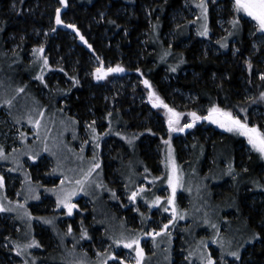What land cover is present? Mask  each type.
I'll return each mask as SVG.
<instances>
[{"label":"rangeland","instance_id":"rangeland-1","mask_svg":"<svg viewBox=\"0 0 264 264\" xmlns=\"http://www.w3.org/2000/svg\"><path fill=\"white\" fill-rule=\"evenodd\" d=\"M228 1L232 3L234 14L230 19L221 18L217 14L220 16L217 31L223 35L212 37L211 4L217 3L216 13H220L223 4ZM125 2L128 6H122L120 12L133 17L134 8L130 6L132 1ZM205 2L206 14L199 7L201 0H185L184 11L172 15L174 30L164 36L166 45L160 38L162 27L157 22L152 26V32L148 33L151 39L154 38L155 42L152 40L151 45L157 51L159 63L166 68L163 83L167 88L179 72L185 76L188 71L182 69L186 64V57H177L173 51L170 55V48L177 42L176 34L182 36L180 29L183 28L184 21L189 22L187 36L196 39V34L202 38L200 41H203L201 47L204 54L212 52L221 55L230 52L234 57L240 51L236 42L243 27L247 26L252 52L264 63V55H260L261 48L264 47V34L258 30L256 22L244 13L237 14L233 7L234 0ZM66 6L67 4H62L59 7L61 13ZM31 13H35L34 10ZM237 15L240 17L239 24L233 26L231 21ZM205 24L208 26V35L201 36L199 32ZM7 26H11L7 19H0V42ZM48 37L50 35L46 30L35 32L30 40L35 48H30L28 52H25L12 34L3 39L8 49L0 46V146L6 156L11 153V160L0 159V176L4 177L3 185L0 186V205L6 209L0 210V219L4 221L3 225L0 221V246L8 255L0 257V264H101L102 259L107 260V264H123V260L100 255L106 251L114 252L116 257L134 264L135 252L122 244L116 245L114 240L137 233L143 239V264H205L204 258L209 254L216 264H250L253 254L248 253L245 257V251L248 247L253 248L262 236L258 235V230L251 228V221H243L242 212L245 208L235 195L240 194L245 185L253 183L250 184L252 188H246L245 194L249 198V202H246L253 207L257 203L259 211L264 210V165L258 176L247 171V163L251 159L257 162L263 160L264 163V156L248 143L247 137L228 132L208 120L197 121L193 127L186 128L183 132L169 133L167 109L153 106L149 100L150 91L154 90L165 103L182 113L181 125L191 122L190 112L207 115L210 106L197 105L198 101L193 93L179 90L176 92L182 100L176 104L154 86L149 89L147 85L126 74L125 79H119L115 73H110L98 81L104 87L113 88L114 98L128 99V111L133 117L139 118L143 125L129 123L121 111L115 113L111 107L110 116L108 113L104 120H90L81 129L78 117L69 115L70 110L62 108L67 106L68 98L61 99L59 103L55 99L62 97L64 93L56 86L69 88L71 85L61 75L66 71L59 69L56 74L49 73L48 67L43 66L42 60L38 58L39 54L35 53V49L43 45V55H46ZM159 41L162 51L157 48L160 47L156 44ZM191 44L192 41H187L182 47H190ZM165 49L167 50L164 51ZM120 57L119 63L126 60L125 56ZM247 59L249 61V57ZM57 62L66 65L63 57H59ZM89 64L94 70L101 64L103 67L115 66L113 60L103 59H89ZM75 65L69 67L71 74L76 73L79 67ZM41 75L43 79H40ZM91 76L92 73L85 75V78ZM46 83L48 88L44 89L43 85ZM20 88L24 90L19 91ZM55 89H58V95H55L58 93ZM254 96L255 93L245 91V100ZM8 99L12 100L10 106L4 103ZM145 106L147 109L144 111ZM234 115L243 120L242 114ZM253 116L258 117L263 125L260 126L257 122H252L251 125L264 130V112L255 110ZM151 117L158 120V127H161L159 131L148 126ZM30 118L32 122H29ZM36 121H39V127ZM92 128L99 133L98 138H94ZM83 130L86 132L82 133ZM213 131L219 132V137L224 140L229 135L234 142L243 140L239 145L242 150L240 159H247V162L239 160L236 163L234 156H225L224 152H218L220 150L215 158L206 145L199 144L197 138L200 137L193 134L200 132L202 137L207 133L206 139L211 140ZM117 132L120 135H116ZM169 137L170 145L165 143ZM148 138L156 140L155 147H161L154 166L149 162V153L145 152L149 144L144 145V142ZM3 140L6 141V146L3 145ZM180 148L183 150L182 156ZM169 154L178 166L183 184V187H177L175 193L178 212L175 216L171 211H164L165 207H172L166 202L171 195V187L166 182V176L170 172V167L166 164ZM96 163L100 167L93 169L88 175ZM111 165L114 168L109 173ZM85 176L88 178L84 179ZM15 178L19 181L14 182ZM77 181L82 183L77 184ZM140 188L144 192L136 200H131L132 192H139ZM68 192H75L71 201L79 206L73 209L71 215L63 205L57 206V197ZM156 196L165 199L160 204L153 205L151 201ZM40 217L46 219H39ZM170 219L172 223L169 224ZM46 220H52V223L49 224ZM129 221L132 222L131 225ZM128 223L131 227H138H130L131 231H128ZM164 224H168V229L159 236L143 235L153 229L160 231ZM69 226L72 228L71 233L68 232ZM10 228L11 234H5ZM85 229L91 239L82 238ZM33 240L38 241L39 246L32 244ZM160 240L163 245L159 244ZM232 251H239V259L230 255Z\"/></svg>","mask_w":264,"mask_h":264},{"label":"trees","instance_id":"trees-1","mask_svg":"<svg viewBox=\"0 0 264 264\" xmlns=\"http://www.w3.org/2000/svg\"><path fill=\"white\" fill-rule=\"evenodd\" d=\"M131 1L130 6L134 8L133 17L123 15L120 12L122 6H128L125 0H68L65 10L62 13L60 12L64 24L58 25L55 23V16L57 9L62 5V0H0V19H7V23L11 24L2 32L3 39L8 34L14 35L25 52H28L30 48H35L34 43L30 42L35 32L39 30L48 31L50 37H48L45 45V56L48 57L50 65L48 67L49 73L56 74L59 69H62L66 73H61V75L71 83L69 88L56 86L59 90L62 89L64 93L62 97L58 96L55 99L59 103L61 99L68 98L67 106L62 108L66 111L67 109L70 110V114L65 112L66 114L78 117L81 129L85 127L86 123H90V120H104L111 107H113L115 113L121 111L122 116L129 123L143 125L142 122H139V118L133 117L128 111V107H130L128 99H123V97L114 98L113 88L104 87L101 81L95 79V70L90 66L89 59L94 61H100L101 59L113 60L115 65L120 64L125 68L124 72L115 73V76L119 79H125V74L132 76L134 80L140 81L141 84H144L143 81L147 79L156 90H160L168 100L176 104L182 100L180 94L176 92L177 90L191 92L198 101L197 105L204 104L211 107L216 104L221 108L230 110L233 114H242L243 120H246L250 125L252 122H257L260 126L263 125L258 117L253 116V113L255 110L264 112V97H261V93L264 92V79H260V73H264V63L259 60L260 57H256L252 52L247 26L243 27L240 38L236 42L240 51L234 57L230 52L221 55H215L212 52L204 54L201 47L203 41H200L202 38L196 34V39H193L190 35L187 36L189 22L184 21L183 28L180 29V35L183 37L179 36L178 33L176 34L177 42L175 41L173 47L170 48V55L173 51L177 54V57H186V64L182 69L188 71L185 76L179 72L177 78L172 79L174 82L167 88L163 83L164 69L166 68L159 63L157 51H155L154 45H151L152 40L153 43L155 42L154 38L151 39L148 33L152 32V26L157 22L162 27L160 38L166 45L164 36L173 29L172 15L184 11L185 0ZM231 7L232 3L228 1L227 4H223L221 12L216 13L217 3L211 4L212 37L223 35L222 33L218 34L219 31H217L220 17L217 14H220L221 18L230 19L234 14ZM32 10L35 13H31ZM69 24H75L79 32L68 27ZM80 35L85 37L87 43L80 39ZM25 36L27 39L24 38ZM106 37H113V39L109 40L108 38L106 40ZM3 39L0 46L8 49ZM17 40L15 41L17 42ZM187 41H192L191 46L183 48L182 44ZM88 44H91L92 47L89 48ZM156 44L160 46L157 47L159 51H162L160 41ZM150 50H154V52ZM121 55L125 56L126 60L119 63L118 59L121 58ZM260 55H264V47L261 48ZM59 57L64 58L66 65H60L57 62ZM247 57L251 62V69L248 67ZM75 64L79 67L76 69V73L71 74L69 67ZM91 73V78H85V75ZM77 80L79 83L76 82ZM43 86L44 89L48 88V83ZM58 89H55L58 92L55 95L59 94ZM246 90L255 93L254 98L245 100ZM146 109L145 106L144 111ZM152 118L148 120V126L159 131L161 127H158V120ZM198 129H202V127H198ZM84 132L86 130L82 131V133ZM193 134L200 137L197 138L199 144L206 145L215 158L216 154L222 151L225 156H234L236 163L241 160L242 150L239 145L243 140L234 142L230 140V135L225 136L224 140L219 137V132L216 131L211 133L213 135L211 140L206 139L207 136L205 135L207 133L203 134L202 137L200 132ZM156 138L159 140V136ZM155 141L153 138H148L144 142V145L149 144L145 152L149 153V162L153 166L156 164L157 156H160L158 149H161V147L154 146ZM188 143L190 144V142ZM3 145H7L5 140H3ZM180 150L179 153L182 156L183 150L181 148ZM109 161L111 162V160ZM241 161L244 163L247 162V159L242 158ZM259 161L251 159L247 163V171L249 170L258 176L262 165H264L263 160ZM109 168V173H111V169L114 167L111 165ZM245 173L247 174V172ZM250 184L253 183H248L240 190V194L234 195L245 208V211L242 212L243 221H246V223L251 221V228L258 230V235L261 234L262 236L253 248L246 249L245 257L252 252L253 260L250 264H264V210L260 212L257 203H254L256 208L249 205V198L245 193L247 192L246 188H252L249 186ZM0 221L1 224L4 223L1 219ZM129 223L132 224L131 221ZM9 232L11 234V228L7 229L5 234ZM177 252L178 248L176 247L175 255H177ZM7 256L0 246V257Z\"/></svg>","mask_w":264,"mask_h":264},{"label":"snow or ice","instance_id":"snow-or-ice-1","mask_svg":"<svg viewBox=\"0 0 264 264\" xmlns=\"http://www.w3.org/2000/svg\"><path fill=\"white\" fill-rule=\"evenodd\" d=\"M62 4L66 5L67 0H62ZM199 7L202 9L203 13H207V5L205 0H201V3ZM235 12L237 14L239 13H244L248 17L252 18L256 22V26L258 30L264 34V0H234V5H233ZM103 15V14H101ZM205 20H207V16L205 15ZM240 17L237 15L235 19L231 21L233 26H238L239 24ZM55 23L56 24H64V21L61 19L60 16V10L57 9L56 11V16H55ZM113 23H115L113 21ZM70 28L76 29L77 32H79V29L76 27L75 24H69L67 25ZM53 31L55 29H52ZM208 26L205 24L202 28V30L199 32L201 36H207L208 35ZM231 34V33H230ZM80 39L87 43V40H85V37L83 35H80ZM227 47V45H224ZM88 47L91 48L92 45L88 44ZM35 53L39 54V59L42 60L43 66L50 67L49 62H48V57L44 56V47L43 45L38 46L35 49ZM248 67L251 69L252 65L251 62L248 61ZM175 71V68L172 69ZM125 68L122 67L120 64H116L114 67H103L101 64L100 67H97L95 69V79L100 80L106 78L110 73H121L124 72ZM139 71V69H137ZM41 72H43V67H41ZM261 79H264V73H260ZM40 79H43V76L41 75ZM79 83V81H76ZM145 85L149 89H152L151 83L145 79L143 81ZM23 88H20L19 91H23ZM261 97H264V92L261 93ZM149 100L152 102L153 106L156 108H161L163 107L164 109H167V114H168V130L169 133L171 132H183L186 128L193 127L197 121L200 120H208L211 121L215 124H218L221 128L226 129L228 132L235 133L237 135H242L244 137H247L248 143L257 151L261 154V156H264V130H262L259 126L257 125H250L246 120H241L239 116L234 115L230 110H226L224 108H221L219 105H212L210 108L207 109V115H199L197 112L193 111L190 112L189 115L191 116V122L187 124H180V117L182 116V113L178 112L175 108L170 107L165 101L154 91L149 92ZM5 104L11 105L12 100L8 99L4 101ZM111 114L109 113V116ZM29 122L31 121V118L29 119ZM93 124L95 123L94 121L92 122ZM37 126L39 127V121H36ZM89 127H92V125H89ZM93 133L95 134L94 138L99 137V133H96V129L92 128ZM148 131H151V129H148ZM116 135H120L119 132L116 133ZM135 138V137H133ZM170 140L171 138L169 137V140L165 141L166 144L170 145ZM98 146V145H97ZM47 150V149H46ZM8 157L4 154L3 147L0 146V159H7ZM35 159V157H33ZM166 164L170 167V172L166 176V182L167 184L171 187V195L167 198V204L172 205L171 208L165 207L164 211L168 212L171 211L173 212L174 216L178 215L177 209H176V204H175V193L177 190V187H183V184L181 182L182 178L179 174V169L178 166L175 162V160L171 157V154H169V159L166 161ZM100 165L98 163L93 164L92 169L89 170V174H91V171L95 168H99ZM229 171H231V168H229ZM88 177L85 176L84 179H87ZM156 179H159V177H156ZM4 182V177L0 176V186L3 185ZM63 183V181H62ZM82 181H77V184H81ZM83 191V188L80 189ZM144 192L143 188L139 189V192H132L130 199L131 200H136L137 196ZM75 195V192H68L63 194L62 196L57 197L58 204L57 206L63 205L65 208H67V213L69 215L72 214L74 208H78L79 206L77 204L72 203L71 197ZM37 199L39 198L38 196L36 197ZM164 197L161 196H156L151 203L153 205L160 204L162 200H164ZM0 210H6L3 208V205H0ZM139 211V209H137ZM29 216L31 215L30 213L28 214ZM39 219L45 220L46 218L40 217ZM47 223L51 224L52 220H46ZM172 223V220H169V224ZM215 227V225H213ZM168 229V224H164L163 227H161L160 231H156L155 229L152 230V232H144L143 235L149 236V235H157L159 236L162 232H166ZM68 232H72L71 226L68 228ZM83 237H88L91 239V237L88 236V232L85 229L82 233V238ZM116 245H124L125 248L131 249L133 252H135V258H134V264H143L144 256H145V250L141 246V238L140 235L134 234L130 235L128 237H122L119 239L114 240ZM32 244L38 245V241L33 240L31 242ZM28 245V247H30ZM39 246V245H38ZM111 247V245L109 246ZM100 255L103 257L105 255L109 256L110 258H114L116 260H123V264H130V262L126 259H123L122 257H116L115 253H108L107 251L105 253H100ZM231 256L236 257L239 259V251H232L230 253ZM205 264H216V261L211 257L209 254L206 258H204ZM83 264V262H81ZM101 264H107V260L102 259Z\"/></svg>","mask_w":264,"mask_h":264},{"label":"crops","instance_id":"crops-1","mask_svg":"<svg viewBox=\"0 0 264 264\" xmlns=\"http://www.w3.org/2000/svg\"><path fill=\"white\" fill-rule=\"evenodd\" d=\"M30 132H31V131H30ZM7 154H8L7 157L11 160V153H7ZM36 178L38 179V177H36ZM10 179H11V178H10ZM13 181H14V182H18L19 179H18V178H15V180H13ZM120 194H121V193H120ZM121 196H122V194H121ZM130 227H131V226H130L129 223H128V231H131V230L129 229ZM137 227H138V226H137ZM137 227H136V226H133V227H131V228H137ZM137 234L140 235V233H137ZM140 238H141V237H140ZM142 240H143V239L141 238V246L143 247ZM258 241H259V240H257L256 243H258ZM159 244H162V245H163L164 243H163L162 240H160V241H159ZM248 248H249V247H248Z\"/></svg>","mask_w":264,"mask_h":264},{"label":"bare ground","instance_id":"bare-ground-1","mask_svg":"<svg viewBox=\"0 0 264 264\" xmlns=\"http://www.w3.org/2000/svg\"><path fill=\"white\" fill-rule=\"evenodd\" d=\"M17 131V130H16ZM251 186V185H250Z\"/></svg>","mask_w":264,"mask_h":264}]
</instances>
